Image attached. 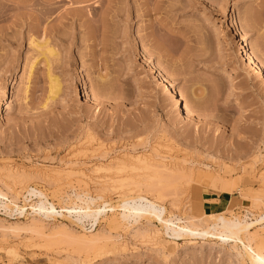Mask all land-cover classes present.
<instances>
[{
	"label": "rangeland",
	"instance_id": "374dc122",
	"mask_svg": "<svg viewBox=\"0 0 264 264\" xmlns=\"http://www.w3.org/2000/svg\"><path fill=\"white\" fill-rule=\"evenodd\" d=\"M0 16V190L24 212L0 211V264H249L211 238L168 242L153 218L126 225L118 206L141 192L166 216L206 221L192 189L220 177L237 186L217 213L264 212V79L235 26L264 68V0H0ZM136 156L166 177L116 171ZM28 188L60 214L75 194L102 196L105 219L91 237L76 214L45 219ZM249 236L264 244V222Z\"/></svg>",
	"mask_w": 264,
	"mask_h": 264
},
{
	"label": "bare ground",
	"instance_id": "6f19581e",
	"mask_svg": "<svg viewBox=\"0 0 264 264\" xmlns=\"http://www.w3.org/2000/svg\"><path fill=\"white\" fill-rule=\"evenodd\" d=\"M235 26L238 32L239 41H241L242 43L245 42V36L242 35L236 23ZM242 43L240 44L239 49L245 56L244 60L248 65H250L255 74H259L264 79V68L250 52H247L245 50V47H243ZM46 50L48 53V57L45 58V61L48 66L50 64V58L55 57L56 53L50 48H47ZM150 69L158 78L159 84H161L165 89L169 90L170 96L174 99L175 108L178 109L185 118H190L191 112L183 103V99L175 89V87L169 83L168 78L165 76V74H163V72L153 64H150ZM25 90H27V87ZM58 90L59 86L56 81L51 80L50 93L52 95H55ZM132 158H134V161L129 160V163L125 165L119 164V166L115 168L116 171L123 170L127 166L133 168L134 165L141 164L142 170L153 172L154 176L156 177H166V171L168 169L166 168V165H163V161H153L151 159L145 160L139 156ZM200 183L202 185H205L206 187H211L218 190L219 192L224 193H232L237 186L234 183H221L220 177H213L210 180L203 178ZM24 190L25 193H27L25 195L30 198L33 197L37 200V202L34 201V205L31 206V209H33V211L35 210L34 214L38 216L43 215V217L48 220L53 219L56 215H60V217L63 216L61 215L63 214V212L68 215L69 219L71 218L72 214H76V217L74 216L76 222L83 225L84 222L89 221L90 228L88 230L84 229L83 231H85V234L90 235V237L95 231L93 227L99 222L100 219H105V209L100 208L99 205L97 207L94 206V202L97 199L101 200L102 196H96V198H92V195L90 196L87 193L86 195L82 194V196L85 195L82 199L80 198L81 196L75 194L76 197L74 198L75 200L79 201V204H76L74 202L72 204L69 203L71 204V206L66 207V205L65 207L61 208L60 214V212L56 211L55 206L48 201L46 194L41 190L29 188ZM69 199L71 200V198ZM28 200L29 199H27L26 201ZM12 203L13 200H8L6 194L0 190V211H4L5 214L11 215L14 210L10 208H14L16 209V212H19V215L17 214L18 217L21 214L23 215L24 212L22 213L18 206ZM226 204L228 205L230 203ZM21 209L24 210V208ZM118 209H120V214L118 215L120 221L129 226L138 223L140 219L145 217L153 218L154 220L158 221L162 228V234L166 236V238L169 240L168 242H171L173 244H177V241L183 238L190 240H205L206 238H211L213 240H217L221 244H231V250L234 251L241 260H244V258H246L249 261V264H264V244L262 239L249 236L250 230L254 225L264 222V212H262V214L257 218L250 221L248 220L247 215L237 217L234 215L226 216L222 213L210 214L206 216V221H202L201 219H190L185 221L174 215L166 216L165 209L162 205L153 200H149L141 192H138V194L133 197L123 199L121 201V204L118 206ZM110 211H113V209L111 208ZM66 217L64 216V218ZM86 236L82 235V237L84 238ZM253 243L255 244L254 247ZM237 245H240L242 247L241 251L237 249Z\"/></svg>",
	"mask_w": 264,
	"mask_h": 264
},
{
	"label": "crops",
	"instance_id": "0c3cea01",
	"mask_svg": "<svg viewBox=\"0 0 264 264\" xmlns=\"http://www.w3.org/2000/svg\"><path fill=\"white\" fill-rule=\"evenodd\" d=\"M192 196L196 201V205L200 206L201 211L208 215L217 213L222 205L228 203L224 192H217L199 184L198 188L194 187L192 189Z\"/></svg>",
	"mask_w": 264,
	"mask_h": 264
}]
</instances>
